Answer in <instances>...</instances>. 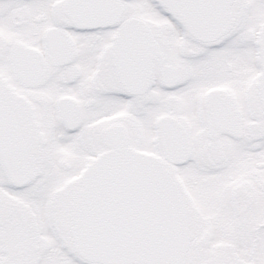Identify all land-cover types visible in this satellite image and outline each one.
Masks as SVG:
<instances>
[{
	"label": "snow or ice",
	"instance_id": "snow-or-ice-1",
	"mask_svg": "<svg viewBox=\"0 0 264 264\" xmlns=\"http://www.w3.org/2000/svg\"><path fill=\"white\" fill-rule=\"evenodd\" d=\"M0 264H264V0H0Z\"/></svg>",
	"mask_w": 264,
	"mask_h": 264
}]
</instances>
